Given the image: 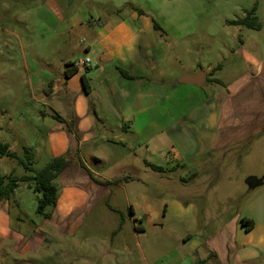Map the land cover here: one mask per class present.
<instances>
[{"label": "rangeland", "instance_id": "obj_1", "mask_svg": "<svg viewBox=\"0 0 264 264\" xmlns=\"http://www.w3.org/2000/svg\"><path fill=\"white\" fill-rule=\"evenodd\" d=\"M45 1L0 0V143L12 145L11 149L24 159L22 148L27 142L32 143L33 166L37 170L50 159L40 144L52 134L55 124L52 119L43 121L37 114L40 111L50 113L49 104L52 103H61L63 108L68 104L65 94L51 95L47 91V97L41 98L36 90L32 92L29 78L33 67L48 69L49 63L56 62L66 67L79 52L84 56L81 59L87 57L80 26L84 20L94 22L95 27L108 20L129 19L137 13L141 21L132 20L133 27L149 22L151 67L166 71L162 78L151 73L156 83L172 81L176 84L183 73H195L199 67L205 70L208 65L212 66L208 79L217 77L228 81L245 71L253 58H264V0H74L71 5L61 0L59 15L61 13L66 19L65 25L75 22L71 35L56 34L63 29V24L55 26L53 20L38 18L37 12ZM255 5L260 30L227 23L244 18ZM155 22L161 30L155 29ZM56 47L60 52L54 57ZM25 60L33 66L30 74ZM201 90L208 92L207 98H211L213 92L209 84ZM179 119L177 112L149 115V126L159 124L170 139H174L181 128L197 134L193 124L177 121L175 129L172 128V123ZM113 123L115 125L117 120ZM127 125L132 127L131 123ZM152 131L154 135L162 130L153 126ZM201 138L203 140L197 139L199 146L192 147L196 155L194 160L188 161L184 168L179 167L168 175L149 170V207L157 212V222L165 206L173 200L193 205L194 221L169 216L164 228H148L147 235L137 240L130 213L125 208V197L119 192L115 202L121 210L112 212L103 201H99V206L88 216L81 209H75L72 214L65 209L60 214L63 222L51 228L49 221L37 213L38 194L22 183L21 189H16L8 200L0 199V242L13 240L0 248V264H145L138 241L150 264H166L173 250L181 245L168 231L182 234L185 241L188 233L202 239L203 249L210 248L218 255L208 260V264H238L237 219L247 218L254 222L257 219L264 228V134L253 139L252 145L248 142L232 151L212 153L202 135ZM139 143V139H132V146L137 147ZM112 144V153L124 161L117 169L109 164L105 170L120 173V169L137 165L130 158L133 150L125 148L119 140ZM161 144V149L168 151L164 142ZM150 146L149 157L160 163L162 154H151L153 144ZM64 155L72 156L70 152ZM197 159L202 161L199 166L195 164ZM193 170H201L197 171L196 180L183 183L180 177H186ZM11 172L16 176L29 174L18 160L0 157V175ZM63 176L62 181H55L61 189L69 181L68 174ZM71 221L76 226H70ZM65 222L67 228L63 226ZM241 227L246 230L245 226ZM119 228V234L112 235ZM223 239H231L235 247L228 248V254L222 250ZM254 263L264 264V257ZM183 264H190L188 257Z\"/></svg>", "mask_w": 264, "mask_h": 264}, {"label": "crops", "instance_id": "obj_2", "mask_svg": "<svg viewBox=\"0 0 264 264\" xmlns=\"http://www.w3.org/2000/svg\"><path fill=\"white\" fill-rule=\"evenodd\" d=\"M61 2L46 0L37 12L38 18L43 21L53 20L55 26L63 24V29L56 34L71 35L75 22H67L65 25L66 19L61 13L59 15ZM140 19L139 14L133 13L129 19L122 18L115 22L108 20L95 27L94 22L82 21L80 26L84 35L83 42L86 44L84 54L90 58L91 63L86 68H75L77 71L70 77L64 76L66 67H62L59 62L49 63L48 69L41 66L43 70H38L30 66L27 60L24 61L28 74L33 67L29 78L32 92L36 90L41 98L47 97V91L51 95L65 94L68 104L63 108L61 103H52L49 104L50 113L38 112L37 116L43 121H55L51 128L52 134L47 139H42L40 146L45 148L44 152L50 158L67 152L77 158L58 178L62 181L63 175H69V181L63 185L64 189L59 188L57 205L51 219H46L51 228L63 222L60 214L65 209L68 214L81 209L88 216L90 211L99 206V201H103L110 211L121 210L115 202L119 192L125 197V208L130 213L137 240L147 235L148 228H164V221L169 216L178 219L186 217L194 221L195 207L173 200L165 206L161 219L157 222V212L149 207L151 169L148 164L161 167L164 171L162 174L168 175L194 160L196 155L192 147L199 146L197 139L203 140L201 135L212 153L218 150L232 151V148L248 142L252 145L253 139L264 134V58H253L245 71L228 81L214 78L221 80L222 84L207 78L203 87L209 84L213 92L210 95L209 90L211 98H207L208 92H203L202 87L196 85L182 84L179 81L177 85L172 84V81L156 83L151 73L155 72L162 78L166 71L151 67L149 22H140V27L137 28L132 24V20ZM59 52L58 47L54 48L53 56H57ZM82 54L79 52L67 64L72 65L83 58ZM211 70V65L205 69L207 74ZM185 74L193 72L183 73L182 76ZM83 76L89 85L88 93L83 86ZM173 112H177L181 119L175 120L172 128L175 129L177 121L193 124L197 128V134L181 128L180 133L177 132L178 135L170 139L166 129H162L159 124L150 128L149 115H168ZM115 120L117 123L114 125ZM138 121L142 123L139 125ZM127 123H131L132 127H128ZM153 126L162 131L153 135ZM132 139H139L137 147L132 146ZM114 140L121 141L125 148L133 150L130 158L137 163L135 167L127 166L124 170L120 169V173L105 170L109 164L117 169L121 166V161H124L111 151L110 146ZM161 142H164L168 151L161 149ZM151 144L153 149L150 153L163 156L160 163H155L149 157ZM11 146L9 145V150L14 151ZM23 147H28L32 152V143L27 142ZM80 161L85 168L80 165ZM205 162L209 163L207 160ZM128 163L131 164L130 161ZM200 163L202 161L198 159L195 162L198 166ZM197 171L201 170L190 171L186 177H180V180L186 183L184 180H188L193 174H196V180L200 173ZM231 177L233 174L229 178ZM251 179L255 182L254 177ZM20 189L18 187L16 191ZM241 219L239 217L236 222V242L240 247L237 263L255 264L254 261L264 257V228L256 219L254 227L246 231L241 227ZM69 225L76 226L73 221ZM63 226L67 228V222ZM120 228L112 235L119 234ZM168 234L181 245L179 249L173 250L172 258L166 264H183L187 257L190 264H197L199 260L208 264V260L218 257L216 251L203 249L202 239L193 233H188L186 241L178 232L168 231ZM11 241L13 240L3 239L0 248H5ZM217 241L220 242L219 239ZM222 241V250L227 254L228 248L235 249L231 245V239ZM138 246L145 264H150L139 241Z\"/></svg>", "mask_w": 264, "mask_h": 264}, {"label": "trees", "instance_id": "obj_3", "mask_svg": "<svg viewBox=\"0 0 264 264\" xmlns=\"http://www.w3.org/2000/svg\"><path fill=\"white\" fill-rule=\"evenodd\" d=\"M257 7L256 5L253 9L248 12L244 18L228 21L227 23L235 27H247L254 30H260L261 24L256 16ZM154 27L156 30H161L162 28L155 22ZM77 69L73 67V64H67L64 76L70 77L73 75ZM83 86L85 92H89V85L86 81V78L82 77ZM209 81V80H208ZM217 83L222 84L221 80L216 79ZM24 158L20 157L17 152L10 151L8 144L0 143V157H8L11 159L18 160L20 165H23L24 168L29 172V174L23 176H16L14 172L6 176L0 175V199L8 200L11 197V194L23 183L26 186L38 194L37 196V213L42 216L44 219H51L54 208L57 205L59 188L57 187L55 181L59 178L62 172H64L67 167L76 161V156H56L51 157L48 163L40 170L35 169L33 166L34 156L31 150L28 147H23ZM82 167L85 168V165L80 161ZM149 168L157 173H164L161 167H158L153 164H148ZM196 174H193L184 180L185 182L191 181L195 178ZM50 209V210H49ZM242 226H245L246 231H250L254 227V221L242 218L240 220ZM204 260H199L197 264H203Z\"/></svg>", "mask_w": 264, "mask_h": 264}, {"label": "water", "instance_id": "obj_4", "mask_svg": "<svg viewBox=\"0 0 264 264\" xmlns=\"http://www.w3.org/2000/svg\"><path fill=\"white\" fill-rule=\"evenodd\" d=\"M68 4H73L74 0H67ZM179 83L187 85H196L198 87H203L207 81V72L201 67L193 74H185L179 78Z\"/></svg>", "mask_w": 264, "mask_h": 264}, {"label": "built area", "instance_id": "obj_5", "mask_svg": "<svg viewBox=\"0 0 264 264\" xmlns=\"http://www.w3.org/2000/svg\"><path fill=\"white\" fill-rule=\"evenodd\" d=\"M91 63L90 58H84V59H78L73 63V67L74 68H86L89 66V64Z\"/></svg>", "mask_w": 264, "mask_h": 264}]
</instances>
